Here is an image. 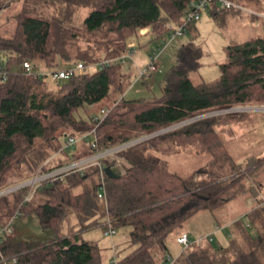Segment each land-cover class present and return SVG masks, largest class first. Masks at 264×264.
I'll use <instances>...</instances> for the list:
<instances>
[{
  "label": "trees",
  "instance_id": "obj_1",
  "mask_svg": "<svg viewBox=\"0 0 264 264\" xmlns=\"http://www.w3.org/2000/svg\"><path fill=\"white\" fill-rule=\"evenodd\" d=\"M7 1L0 0V6ZM58 1L63 8L60 16L38 11L54 0H30L29 8L16 15L13 29L0 20V192L89 151L64 150L70 137L93 131L97 145L93 151H102L213 111L264 102V36L253 34L227 48V62L220 65L221 75L215 81L193 82L202 51L188 40L159 96L115 97L102 108L109 109L106 115L78 117L85 106L97 105L113 93L123 94L132 83L134 72H124L121 65L89 72L90 64L124 55L131 39L144 29L150 30L153 40L167 41L168 25L183 22L192 0ZM230 1L244 7V0ZM81 8L91 11L77 25L73 16ZM232 9L238 8L224 9L214 1L209 12L218 16ZM26 61L41 64L38 68L43 70L79 63L86 67L54 81L26 74L21 68ZM252 120L248 112L199 118L129 147L121 152L129 165L118 178L106 177L103 197H99L98 167L45 182L29 201L30 187L1 195L0 229L35 214L42 228L55 233L43 246L4 238L2 256L11 260L7 264L13 257L18 264H103L101 247L82 232L111 220L114 228H132L130 243L118 251L116 264H161L171 252L170 237L181 235L195 214L249 190L253 208L230 224L224 237L184 248L176 264H264V183L256 174L264 159L234 161L216 129ZM163 144L178 149L199 146L197 151L210 154L211 160L181 176L158 155ZM83 185V191L76 192ZM155 246L161 250L160 261L152 252Z\"/></svg>",
  "mask_w": 264,
  "mask_h": 264
},
{
  "label": "rangeland",
  "instance_id": "obj_2",
  "mask_svg": "<svg viewBox=\"0 0 264 264\" xmlns=\"http://www.w3.org/2000/svg\"><path fill=\"white\" fill-rule=\"evenodd\" d=\"M30 0H9L4 6H0L1 23L8 22L10 28L15 27V17L22 12L23 9L29 8ZM244 7L228 10L218 16H213L212 13H203L202 18L192 25L185 34L176 37L170 41V35L167 41L164 39L153 40V34L148 30L147 35L139 33L130 41V46H136L138 51L134 54L135 63L125 65L124 72L132 70L134 72L132 83L123 94L113 93L111 98H107L103 102L94 106H85L77 115L87 117L90 115L102 116L101 109L107 108V104L113 103V98L123 97L129 99L143 98L152 100L154 96H159L162 87L165 85V76L170 68L177 62L178 52L183 43L188 40L194 41L201 48L202 57L200 59V68L193 72L191 77L195 84L201 82H212L217 80L220 75V65L227 62V48L232 45L239 44L249 38L250 35L264 36V0H244ZM44 10V14L48 16H60L62 13V4L58 0L53 3L39 6V10ZM90 8H81L74 13L73 20L77 25L82 24L85 18L90 13ZM253 15H257L255 24L252 22ZM257 26V27H256ZM163 49L159 60L156 62L157 70L151 74H146L141 77L138 70L145 68L155 52H160ZM140 53H148L146 55L147 65L135 67L136 55ZM41 64L36 68H41ZM139 66V65H138ZM139 68V69H138ZM89 72H94L97 67L87 68ZM264 105L263 103H260ZM248 107L237 109L239 113L248 112L256 116V122H242L235 125L217 126L216 129L223 139L224 149L231 154L234 161L244 162L250 157L264 159V111L249 112ZM208 113L206 117H214L224 115V113ZM203 116V115H202ZM204 118V117H203ZM199 146L178 149L163 144L160 146L158 155L164 159L168 167L180 174L181 176L189 175L193 170L200 166L209 164L211 156L208 153L198 152ZM73 152L76 150L72 149ZM262 166L256 171L257 177L264 183V160ZM91 180H88V186ZM86 185L76 189V192H81ZM251 191L247 190L239 193L234 198L206 210H202L188 220L182 229L186 230L192 238L206 237L203 236L212 230L214 238H220L216 232V227L220 226L225 231L229 228V223L242 217L253 208V201L250 198ZM36 197V196H35ZM36 201V200H35ZM75 222V219H72ZM88 228L84 233H88L92 238H95L102 249L103 264H114V257H119L118 251L127 247L130 243V235L132 228L129 226L116 228V234L112 236L104 235V224ZM216 224V226H215ZM215 226V228H214ZM174 233L169 243L172 244ZM55 237V233L51 230L42 228L39 218L35 215L18 218L12 223V239L16 242H28L31 245H40L46 243ZM222 237V236H221ZM152 252L156 258H161V250L155 246ZM175 256V255H173Z\"/></svg>",
  "mask_w": 264,
  "mask_h": 264
},
{
  "label": "built area",
  "instance_id": "obj_3",
  "mask_svg": "<svg viewBox=\"0 0 264 264\" xmlns=\"http://www.w3.org/2000/svg\"><path fill=\"white\" fill-rule=\"evenodd\" d=\"M214 1L219 3L221 5V8H224V9H231V8H242L243 9L241 5H239L236 2L230 1V0H192L189 3L185 11L183 22L180 25H174V24L168 25V28L171 29L169 42L173 41L176 37L185 34V32L187 31L188 25L194 21L200 20L202 18L203 13L209 12L210 7L212 6ZM137 51L138 49L136 46H129L124 55L117 57V58H112L106 61H102L99 63L90 64L89 67H92V68L97 67V69L103 68L105 66H110V65H121L122 67H124L125 65L135 63L134 54ZM162 51L163 49H160V52L153 53V55L150 56L151 58L150 63L145 68L138 70L141 77H144L149 72L157 70L156 62L159 60ZM85 67H86L85 64L79 63L78 65L67 68V69L43 70V69L36 68V66L30 61H26L24 62L21 68L28 75L33 74V75H36L37 77L43 76V77H48L51 80L58 81V80L70 78L77 71H80L84 69ZM245 107H248L249 109H251V110H248L249 112L264 111V105L256 104V105L235 106V107H231L228 109L216 111L215 113H224V114L239 113L237 111L235 112L233 111L237 109H243ZM101 112L103 115H106L109 112V109H102ZM207 115L195 117L193 119L187 120L178 125L163 129L161 131L146 135L144 137H139L132 141L114 145L102 151H93V148L97 146L96 137L93 131L81 134L76 137H70L67 139L64 145V150L72 152V149H74L76 150V152H78L82 149V147H84V148L89 149V151L87 153L81 154L78 158L74 159L72 162L68 163L67 165H64L62 167L49 170V171L38 172L30 180L17 184L11 188H8L0 192V196L13 192L15 190L24 188V187H30L31 189L30 194L26 198V201H29L33 199L37 190L41 188V186L45 182H54L56 179L64 178L66 177V175H69L71 173L80 172L81 174H85L87 172L92 171V169L98 167L100 169V174H101V185L99 187V197H103L105 195L106 182H107L106 181L107 174L105 172V168L107 166L106 164L109 163V165L119 168L122 173L124 172V167L129 165L125 157L121 155L122 151L128 149L129 147L133 145H136L137 143L148 140L154 136H158L161 133L167 132L174 128H177L182 124H186L191 121L197 120L199 118L206 117ZM262 199H263L262 205H264V197H262ZM12 223H10L8 226H6L3 229H0V243L2 242L4 238H12ZM104 226H105V229L103 233L105 236H112L116 234L117 232L116 228L112 226L111 220H107ZM216 231H221V227L217 226ZM205 239H209L210 241H213L215 238L212 235H209L206 237H199L196 239H192L188 232H183L177 238V242L181 244L184 248H186L194 243H201ZM1 253H2V249L0 247V256H2ZM1 258L2 259L0 261L5 262L6 264L8 263V261H11L8 258H5L3 256ZM177 259H178V256H173L169 254L166 256V259L163 264H176ZM117 260L118 258L114 257L112 262L116 264ZM9 264H18V259L16 257H13L12 262Z\"/></svg>",
  "mask_w": 264,
  "mask_h": 264
},
{
  "label": "crops",
  "instance_id": "obj_4",
  "mask_svg": "<svg viewBox=\"0 0 264 264\" xmlns=\"http://www.w3.org/2000/svg\"><path fill=\"white\" fill-rule=\"evenodd\" d=\"M255 20H256V18H252V22L254 23L255 22ZM255 24V23H254ZM258 26H264V24H259ZM257 27V26H256ZM148 30L149 29H144V30H142L141 32H140V35L141 34H144V35H147V32H148ZM146 55H148V53H140L139 52V54H137L136 55V57H137V60H136V63H138V65L137 66H135V67H140V65L141 66H146L147 64V59H146ZM150 57V56H149ZM158 66V65H157ZM139 69V68H138ZM251 122H253V123H255L256 122V116H254L253 115V120L251 121ZM262 164V162H259L258 164H257V166L258 165H261ZM252 199V198H251ZM252 201H253V206H254V199H252ZM244 216V215H243ZM240 218V217H239ZM235 221V220H234ZM234 221H232V222H230L229 223V225L230 224H232ZM215 226H216V224H215ZM215 226H214V228H215ZM184 232H187L186 230L184 231ZM215 232V230L213 231H211V232H209V233H207V234H205V235H203V236H206V235H212L213 233ZM217 233H219L217 236H219L221 233H222V235H220V238H222V237H224V233L226 232L224 229H222L221 228V231H216ZM83 233V236H84V238L86 239V240H89V241H93V242H96L97 243V241L95 240V238H92V236H90L88 233H84V231L82 232ZM190 235V234H189ZM180 235L178 234V235H175L174 236V238H173V241H172V244L170 245V247H171V252H170V254L171 255H175V256H179L180 254H181V252L184 250V247L181 245V244H179L178 242H177V238L179 237ZM222 236V237H221ZM190 237L192 238V236L190 235ZM192 239H196V238H192ZM54 242V241H53ZM46 244H48V242H46V243H43V244H40V245H36V246H43V245H46ZM163 262H164V260L163 259H161V264H163Z\"/></svg>",
  "mask_w": 264,
  "mask_h": 264
},
{
  "label": "water",
  "instance_id": "obj_5",
  "mask_svg": "<svg viewBox=\"0 0 264 264\" xmlns=\"http://www.w3.org/2000/svg\"><path fill=\"white\" fill-rule=\"evenodd\" d=\"M105 172H106L107 176L109 178H112V179L118 178L122 174V172H121V170L119 168L114 167L112 165L106 166Z\"/></svg>",
  "mask_w": 264,
  "mask_h": 264
}]
</instances>
